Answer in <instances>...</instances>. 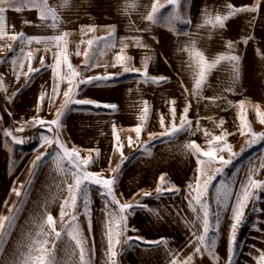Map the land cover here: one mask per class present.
Instances as JSON below:
<instances>
[{
  "label": "crops",
  "instance_id": "0c3cea01",
  "mask_svg": "<svg viewBox=\"0 0 264 264\" xmlns=\"http://www.w3.org/2000/svg\"><path fill=\"white\" fill-rule=\"evenodd\" d=\"M152 2L47 0L48 8L56 13L55 21L51 15L47 21L40 19L43 7L30 3L4 5L3 35H0V216H9L10 210L15 211L17 206L20 211L0 251V264H18L21 253L29 251L32 239L47 240L48 248H52L55 240L54 254L59 264H79V249L67 235L72 230L73 214L92 264H108L106 211L118 216V208L110 203V209L108 205L106 208L109 198L103 195L105 189L89 183L90 216L85 215L81 199L74 211L65 206L66 215L61 219V205L69 195L68 185L74 182V169L62 159L60 147L56 143L49 146L43 137L58 139L69 151L79 152L81 158L91 156L92 163L86 171L98 173L104 179L112 178L113 170L120 166L114 185L116 198L121 204L134 207L124 213L127 230L121 227L120 235L113 236L115 264H257V258L264 252V190L252 189L243 222L236 230L235 255L228 261L232 206L237 194L248 183L249 175L264 182V139L252 142L254 136H264V124L257 115V106L264 113V0H186L178 7L159 0L167 6L161 9L157 23L145 19ZM228 5L257 10L231 17L224 28L206 23L214 21L216 15L228 14ZM16 7L22 10L17 12ZM176 15L181 19H173ZM53 23L55 27L48 26ZM112 27L115 31L109 36ZM64 33L69 35L63 37L59 48L53 41L27 42L28 37ZM14 34H23L24 42L13 41ZM248 37V43H243ZM89 40L94 41L91 47ZM229 41L234 43L233 50L227 47ZM85 50L89 52L91 67H85ZM57 51L61 52L62 60L66 54L68 63L81 74L72 80L76 87L71 100L95 103H70L62 108L68 99L64 92L69 83L68 79H61L58 92L52 91L57 83L52 68ZM197 51L209 63L220 54L239 56V78H234L233 64L223 60L210 71L199 95H193L199 72V58L194 55ZM118 55L131 59L117 60ZM41 57L45 67L41 65ZM146 57L151 58L147 61V76ZM29 64L40 71L25 75ZM58 72L65 76L67 66L62 63ZM104 76L109 79L78 83L81 78ZM148 77L167 80L153 83ZM210 98L217 99L213 102ZM145 102L148 115L142 121ZM188 105L186 115L191 126L175 136H161L173 122L170 109L175 108V123L179 126ZM61 111L59 125H29L33 118L52 121ZM241 114L250 126V131L249 127L243 129L244 134L240 131ZM138 125L142 128L139 136L133 131ZM258 125L262 126L259 131ZM222 133L230 151H215L214 159L203 156L209 150L208 141ZM193 142L200 153L187 147ZM217 147H224V142L213 145V149ZM45 152L47 155L32 180L18 184L22 173H30L35 158ZM221 156L231 159V163L224 165ZM197 176L201 189L205 180L213 178L205 199L213 225L208 236L209 240L215 239L217 259L203 249L200 253L195 251L197 240L193 234L203 232L202 213L198 215L201 206L191 200L188 185L195 187ZM18 186L23 190L20 196L13 192ZM158 186L161 193L157 192ZM173 188L176 191L168 190ZM195 194L191 192L192 196ZM217 213L218 226L214 220ZM48 214L53 217L55 230L62 233L61 239L57 240L46 224L44 233L36 235L40 231L38 225ZM158 241L163 242L154 243Z\"/></svg>",
  "mask_w": 264,
  "mask_h": 264
},
{
  "label": "snow or ice",
  "instance_id": "6c2138e0",
  "mask_svg": "<svg viewBox=\"0 0 264 264\" xmlns=\"http://www.w3.org/2000/svg\"><path fill=\"white\" fill-rule=\"evenodd\" d=\"M186 2V0H167V5L171 6H176L178 7L181 3ZM17 3H22L25 6L30 3L33 7H43L44 12L41 14L40 19L42 21H47L48 16L51 15L53 17V20L55 21L57 19L56 13L54 10L48 8L47 6V0H0V35H3V22H4V12H5V7L4 5L12 6ZM167 5L165 4H160L159 0H153L152 5H151V10L147 13L145 16V19L152 22V23H157L159 21V13L162 8H165ZM229 8V12L226 15H216L213 20H206V23H211L213 27H219V28H224L225 27V22L230 19L233 16H236L237 14L241 12H254L256 11V7H248V6H243V7H234L232 5L227 6ZM22 9L20 7H16L15 11L19 12ZM173 19L180 20V16L176 15L173 17ZM185 22V21H181ZM50 27H55V23L48 25ZM202 26V25H201ZM83 30V29H82ZM89 30L95 31L94 28H90ZM115 31L114 27H112V30L109 32V36L113 34ZM69 35L68 33H64L63 36H54V37H28L27 42L30 43L32 40H36L37 43H40L42 40L43 41H53L56 44V47H60V42L62 41L63 37H66ZM11 39L13 41L20 40L21 42H24V37L23 34L19 35H12ZM248 39L250 37L245 38L243 40V43L247 44ZM89 47H91L94 43V41L89 40L88 42ZM142 46V45H138ZM9 50L11 51L12 46L9 45ZM227 47L230 50L234 49V43L229 41ZM123 51V49H121ZM258 55L261 53L259 50H257ZM194 55L199 58V72L197 75V78L195 80V84L193 87V95L198 96L199 95V90L203 87V85L207 81V76L210 73V71L216 67L217 64H219L223 60H228L233 64V73H234V78L238 79L239 78V61L240 57L237 55H225V54H220L217 56V58L212 61L211 63L207 62L203 54L199 51L195 52ZM28 57L31 58V53H28ZM85 67H91L92 65L89 63V52L88 50H85ZM117 60H130V57H121L117 56ZM151 59L150 57H146L144 61V68H145V75L147 76L146 68H147V61ZM54 65L52 66L53 68V75L54 78H56L57 83L53 86L52 91L54 93L58 92L59 90V81L61 79H68L69 83V88L67 91L64 92V96L68 99L65 101V105L63 107H67L68 104L70 103H79V104H93L95 103L94 101L86 100V101H72L71 96L74 95V88L76 85L72 83V80L74 78L80 77V73H78L76 70H74L71 66L70 63H68L67 60V55L65 54L63 56V60L61 59V52L57 51L54 54ZM65 64L67 66L68 72L65 76H61V74L58 72V67L61 64ZM41 65L42 67H45V61L44 58L41 57ZM23 66L21 62V67ZM40 69L33 68L31 64H29V71L25 75L30 76L32 73H38ZM125 71H129L128 68H125ZM138 71V70H137ZM109 77L104 76V77H88L87 79H79L78 83L79 84H88L92 83L93 81H100V80H107ZM149 80L153 83H160L162 81H166V77H160V78H154V77H148ZM230 90V89H229ZM188 90L185 89V92ZM46 95V94H45ZM44 97H42L43 99ZM213 100L217 98H210ZM174 104L175 102L172 101ZM98 107L100 105H97ZM104 107L112 108L115 109L116 105H104ZM190 105L186 106L184 109V115L181 116L180 118V124L179 126L175 123V108L172 107L170 109L172 115H173V122L169 128L164 133H161V136H175L176 134L186 130L191 126V121L187 119V112L188 108ZM241 109L243 110V103L241 102L240 105ZM62 111L57 113L56 119L45 122L43 120H38L34 121L35 123L39 124L40 126H44L45 123L48 125H59L60 117L62 115ZM148 115V107L145 102V108L143 110V115L141 117L142 121L147 119ZM257 115L259 118V122L264 124V113H261L259 111V108L257 106ZM241 120V127L240 131L241 134L243 133V129L245 127H249L250 131V126L247 125L246 117L241 114L239 116ZM198 123V122H197ZM161 125L162 127L164 126V117H161ZM50 130V129H49ZM142 128L140 125L136 126L133 131L137 133V136H139ZM18 131H22V129H18ZM6 135H10V133H5ZM155 135V134H150V136ZM205 135H209L207 132ZM225 134L222 133L221 135L218 136H213L211 140L208 141L209 144V150L205 151L202 153L203 156L209 157L214 159L215 158V151H224L225 149L230 151V147L226 144V141L224 139ZM15 140V137H13ZM45 143H47L49 146H51L53 143H56L61 151H62V159L67 160L69 165L71 166V169H74L72 171V175L75 177L74 182L72 184L68 185V197L65 199L64 203L61 205V219L66 215L64 208L65 206L69 207L73 211L77 208V201L83 199L84 201V209H85V215L90 216L91 214V209L87 200V192H88V184H96V185H101L105 191L103 192V195L107 196L109 198L108 202L106 203V208L107 205L110 203L111 205H115L118 210H119V215L117 216L115 213H109L106 211V217H109L106 220V236L108 238V264H115L114 257L116 256V252L113 251V236H119L120 235V229L123 227V230H127V217L124 215L129 209L134 207L133 205L130 204H121L115 195L114 192V185L117 181V177L119 174V169L120 166H117V169H114V175L110 179H104L100 177L98 173H91L86 171V168L89 164L92 163V158L91 156L87 158H81L79 152H77L75 149L69 151L67 148L63 146V144L57 139L55 141L43 137L42 138ZM257 139H264V136L262 137H255L253 139V143L257 141ZM118 140V138H117ZM17 143H21L23 141H16ZM129 142L131 143V137H129ZM220 142H224V147H217L213 149L214 144H219ZM188 148L193 149L196 153H200V148L193 142L192 144L187 145ZM119 150V149H117ZM47 155V153H41L40 156L36 157V160L33 162V172L32 175L35 174V170L38 169L40 163L42 162L44 156ZM235 155V154H234ZM219 159L222 161L224 165H227L231 163V159L225 160L222 156L219 157ZM199 163V160H198ZM199 171V169H198ZM217 172L222 171V169H217ZM213 178L209 177L207 180L204 181V187L203 189L200 188V177L197 176L196 178V185L195 187L190 184L188 185L189 189L191 192H195L196 194L194 196L191 195L190 192V198L191 200H194L196 204H199L201 207L199 209V213H202V216H200V221H201V226L203 228L202 234L196 235L195 233L193 235L196 236L197 240V247L195 251L197 253H200L201 250L208 252L210 255L213 256V259H217L214 255V245H215V239L209 240V231L213 227L212 224L209 222V210H208V205L205 199L206 193H207V186L211 183V180ZM161 182L164 181L163 175L160 177ZM252 189H259V190H264V182L254 180L252 179L251 175L248 177V183L243 184L241 186V192L237 194V199L236 203L232 206V224L230 226V235H229V240H228V261L230 262L235 255V241H236V230L240 226V224L243 222L244 219V208L247 206V202L249 200V197L252 195ZM169 191H176V189H168ZM16 191L17 196H20L21 193L19 190L14 189ZM157 192L161 193L162 188L158 186ZM145 196L150 195L149 193H145ZM191 207V204H190ZM20 211L19 206L16 207L15 211L10 210L11 214L9 216H0V251L3 249V245L7 242V239L11 233V230L15 227L16 224V219H17V213ZM193 211H197L195 208H193ZM71 220L73 221V224L71 226L72 230L67 231V235L75 241V248L79 249V264H92L91 256L89 255V249L85 247V241L80 238L79 235V230L78 227L75 225V220H76V215H71ZM215 220V225H219V214H215L214 216ZM47 225L51 230L55 233L56 239H61L62 238V233L57 232L55 230V222L53 220V217L48 214L46 219L38 225L40 231L36 233L37 236L41 235L44 233V225ZM89 231H91V222H89ZM30 236V234H29ZM163 241H158L154 243H162ZM116 243H119V240H116ZM48 244L47 240L40 241V240H35L32 239L31 242L28 245L29 251L27 253H21V259L19 260L18 264H59L57 261L54 250L56 247L55 240L52 242V248L46 247ZM33 253H36V255H33ZM191 259V257H189ZM175 264V262H173ZM257 264H264V252H261L260 256L257 258Z\"/></svg>",
  "mask_w": 264,
  "mask_h": 264
},
{
  "label": "rangeland",
  "instance_id": "374dc122",
  "mask_svg": "<svg viewBox=\"0 0 264 264\" xmlns=\"http://www.w3.org/2000/svg\"><path fill=\"white\" fill-rule=\"evenodd\" d=\"M31 120V119H30ZM34 121H38V120H36L35 118H33L30 122H29V125H34ZM262 126H259L258 125V131H259V129L261 128ZM49 137H50V135H49ZM38 141H39V139H38ZM36 159V158H35ZM32 172H33V167L30 169V173H28V174H26V172H24V173H22V175H23V177L21 176L20 177V179L17 181L18 182V184H28L31 180H32V178H33V176L34 175H32ZM21 189L22 188H20V186H18L17 188H16V190H19V191H21ZM102 191V190H101ZM103 191H105V190H103ZM14 192V194H16V191H13ZM21 192H23V190L21 191ZM104 197H106L107 199H108V197L107 196H105L104 195ZM108 208L110 209V206L108 205Z\"/></svg>",
  "mask_w": 264,
  "mask_h": 264
}]
</instances>
